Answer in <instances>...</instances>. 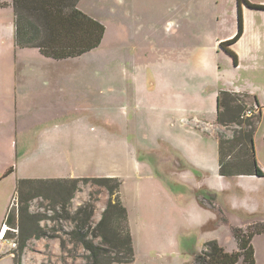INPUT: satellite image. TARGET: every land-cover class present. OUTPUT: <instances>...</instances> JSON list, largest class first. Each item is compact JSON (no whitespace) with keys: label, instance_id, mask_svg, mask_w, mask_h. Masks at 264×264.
I'll list each match as a JSON object with an SVG mask.
<instances>
[{"label":"rangeland","instance_id":"374dc122","mask_svg":"<svg viewBox=\"0 0 264 264\" xmlns=\"http://www.w3.org/2000/svg\"><path fill=\"white\" fill-rule=\"evenodd\" d=\"M118 1L80 0L83 9L104 22L105 37L97 49L64 62L43 58L36 48L16 47L13 9L0 10V231L6 216L14 215L17 221L20 180L118 178L135 251L131 262L116 264H206L196 259L209 241L216 238L232 252V227L264 223V179L252 184L238 177L218 180V171L214 175L209 169L217 162L215 138L189 132L178 119L164 124V111L159 118L153 105L165 102L164 92L187 88L197 97L214 89L210 84L216 90L253 91L264 100V10L241 4L245 36L239 49L242 59L234 65L217 41L237 33V0H132L129 12L140 17L137 23L129 22ZM246 1L264 6V0ZM40 72L46 74L44 88L38 85L43 81L37 78ZM145 90L150 94L140 98ZM154 92L163 94L155 97ZM252 108L260 110L253 145L258 166L264 167V106ZM237 111L225 114L224 124L213 127L212 133L232 139L240 130L233 122ZM244 111L241 118L249 119ZM194 114L200 112L195 108ZM243 149L235 144L232 155H241ZM184 152L203 170L191 163L178 168L175 157ZM145 165L175 199L212 193L219 206L215 216L226 222L215 230L182 232L176 251L166 223L140 227L139 205L147 216L146 206L153 203L152 192L141 189L140 197L137 188ZM177 184L187 192H179ZM37 195L29 202V214L45 218L39 227L46 236L30 239L21 254L12 246L14 239H0V264H15L14 254L20 264H93L90 253L71 235V219L80 206H93L90 228L84 231L100 245L95 225L106 208L107 191L81 183L64 212L53 201L54 189ZM112 226L122 228L120 222ZM252 246L255 264H264V234L256 236ZM105 249V255H115Z\"/></svg>","mask_w":264,"mask_h":264},{"label":"trees","instance_id":"16d2710c","mask_svg":"<svg viewBox=\"0 0 264 264\" xmlns=\"http://www.w3.org/2000/svg\"><path fill=\"white\" fill-rule=\"evenodd\" d=\"M5 1V2H4ZM80 0H0V9L11 7L15 17V45L20 49L36 48L39 53L55 61L81 57L97 49L104 38L105 27L100 22L86 15L77 8ZM249 9L264 10L263 5L250 3L246 0H237V33L225 42L219 44L221 50L233 59L237 64V56L229 46L236 43L242 36L241 4ZM247 95L229 92H220L217 98V123L224 124L223 116L229 114L234 108L238 115L233 118L240 130L233 132L232 139L217 137L218 143V173L221 177L258 176L264 173L258 166L253 135L256 122L260 117V110L253 118L242 119L241 113L245 110ZM223 110L225 112H223ZM245 127V128H243ZM244 146L241 155L233 156L235 144ZM13 172H6L8 176ZM93 183L105 189L108 193V202L102 214L101 220L95 225L101 240L100 245H95L88 237L90 232L84 231L90 228L93 206H80L74 222V241H77L93 259V264H116L131 262L134 257L132 240L128 227V214L120 199L121 181L118 178H84V179H50V180H20L16 186L17 221L13 216H6L3 226H7L3 239L15 240L17 252L25 249L27 242L32 239H40L46 236L39 225L45 218L40 214H29V202L43 190L54 189L56 205L61 206L62 211L70 205L74 194L79 191V185ZM37 196H42L38 194ZM66 216L69 214L66 213ZM120 222L122 228L117 231L112 224ZM5 228V227H4ZM36 229L37 231H35ZM104 229V233L100 231ZM12 230V231H11ZM13 234H10V233ZM17 235H14L16 234ZM237 244L235 252H226L217 242L211 241L205 245L204 251L197 257L206 264H255L252 239L255 235L264 233V224H256L243 230L235 228L232 231ZM94 236V237H95ZM111 248L115 255H105V247ZM108 256V257H107ZM15 264H20L19 258L14 254Z\"/></svg>","mask_w":264,"mask_h":264},{"label":"crops","instance_id":"0c3cea01","mask_svg":"<svg viewBox=\"0 0 264 264\" xmlns=\"http://www.w3.org/2000/svg\"><path fill=\"white\" fill-rule=\"evenodd\" d=\"M118 4H121L123 6L124 14L130 18L129 22L137 23L140 20L139 16H131L129 12L130 6L133 4L132 0H119ZM77 8L83 13L90 16L91 18L95 20L97 19L94 15H92L91 13H89L88 11L83 9V7L80 6V1L77 4ZM108 8L109 9H108L107 14H110V16H112L114 11L111 6H108ZM2 9H12V8L7 7V8H2ZM134 15H137V12H134ZM121 17L119 18L120 20L121 19L125 20L122 15ZM96 21L100 23L102 22L101 24L104 25L103 21H100L99 19H97ZM105 26L106 25H104V27ZM245 30H246V27H245ZM105 32H106V29H105ZM232 35L233 34H231L228 37L218 40L217 44L219 45L222 42L230 40ZM244 36L245 34L243 32L242 37L236 43L229 46L230 50L237 56L238 60L242 59L239 49H240V44L243 43ZM262 40H264V30L262 31ZM42 57L45 59L55 61L53 59L46 58L44 56ZM73 59H77V58H73ZM69 60H72V59H66V60H61V61H56V62H64V61H69ZM59 74L64 75V73H59ZM37 76H38L37 78H39L40 80H43L42 82H39L38 85H40L41 87L46 86L47 82L44 81V78H45L44 76H46V74L44 72H40ZM210 85L213 86L214 89H209V92H206V91L202 92L197 97H195V94L192 93L191 90L187 88H184L182 90V93H177L176 90L175 92H170L169 94L164 92L165 102L154 104L153 107H154V110L157 109L159 118L161 117V113L164 111V124L165 122L169 121L170 118H173L174 120L178 119L180 120L182 124L187 125V130L189 132L196 133L205 138L207 137L215 138L214 140L216 141V144H217V162L216 164H212L209 167L211 173L215 175V173L217 174V171H218V143H217V136H216L217 132L215 130V133H212L213 132L212 128L219 124L217 123V98H218L219 93L229 92V93H235V94H246L247 95V98L245 101L246 108H252L254 106L258 108L260 104L261 106H264V100L258 95V93H254L253 91H245V90H239V91L228 90L227 91V90H218V89L216 90L213 84H210ZM207 93H210V94H207ZM149 94L150 92L145 90L141 93L139 92V97L142 95L147 96ZM162 94L155 93V92L153 93L155 97H161ZM195 108L198 110V112H200V115L194 114ZM207 113H209L208 116L203 115ZM188 148L190 150V146H188ZM180 155L181 157L176 156L174 160L178 168H183L185 163H191L194 166H197L198 169H201L200 165H198L197 161L190 154L184 152V153H180ZM259 168L264 173V167L259 165ZM144 169L146 170V173L140 177L141 180L139 181V184L137 187L138 192H139L140 197H141V194H140L141 189L144 191L147 190L148 192H152L153 203L152 205L146 206L149 212L147 216H146V210L143 208V206L139 205V216L142 217V219H140L139 221L140 223L139 226L141 227L143 223H166L165 230L167 231L168 239L173 241V250L176 251V240L178 239L179 235L182 232H187L191 228L193 230H208V231L209 229L215 230V229H218V227H220L224 222H226V219L224 217L217 218L215 216V211L216 213H218L217 209H219V206L216 203V196H214L209 191H203L201 193L202 195L199 193V195H197L196 197H190V198L178 197L175 199L172 197L171 194L167 192V190L164 189V185L162 184V182L159 181V179H157L154 175L149 173V171H151V167L149 165L147 166L145 165ZM218 177H219L218 180H221L222 178H224V177L221 178L220 175H218ZM235 177H238L239 179H244L245 181L250 182L251 184L254 183V181L264 179V176L263 177L235 176ZM176 186L179 192L182 191L183 194L187 192V188L185 186L180 185V184H177ZM254 186L257 189L260 188V186L258 185H254ZM120 199H121V191H120ZM146 217L151 222H147ZM256 224H264V223L252 221V222L243 224L241 226L232 227V231L235 228L246 230L248 229V227L252 225H256ZM128 227H129V232H130V236L132 240L130 226L128 225ZM262 234H259V235H262ZM259 235H255L253 239ZM212 241L217 242V244L222 248V245L220 244L218 239L214 238ZM236 250H237V244H236V249L232 252H235ZM134 251L135 249L133 248V252ZM193 264H195V262Z\"/></svg>","mask_w":264,"mask_h":264},{"label":"built area","instance_id":"2783aa9c","mask_svg":"<svg viewBox=\"0 0 264 264\" xmlns=\"http://www.w3.org/2000/svg\"><path fill=\"white\" fill-rule=\"evenodd\" d=\"M258 113V110L254 109V108H246V110L244 111V116L247 117V118H251V117H254L256 116ZM5 226H3L1 228V231H0V239H3V236H4V233H5ZM13 247H16V244L13 243L12 244Z\"/></svg>","mask_w":264,"mask_h":264}]
</instances>
